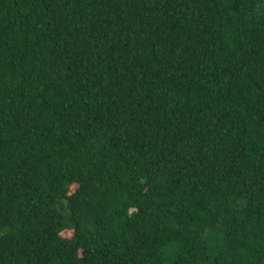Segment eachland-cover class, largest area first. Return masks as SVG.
<instances>
[{"label": "trees", "instance_id": "1", "mask_svg": "<svg viewBox=\"0 0 264 264\" xmlns=\"http://www.w3.org/2000/svg\"><path fill=\"white\" fill-rule=\"evenodd\" d=\"M0 264H264V0H0Z\"/></svg>", "mask_w": 264, "mask_h": 264}, {"label": "rangeland", "instance_id": "2", "mask_svg": "<svg viewBox=\"0 0 264 264\" xmlns=\"http://www.w3.org/2000/svg\"><path fill=\"white\" fill-rule=\"evenodd\" d=\"M71 234H72L71 231H64L62 233V236L65 237V238H69L71 236Z\"/></svg>", "mask_w": 264, "mask_h": 264}]
</instances>
